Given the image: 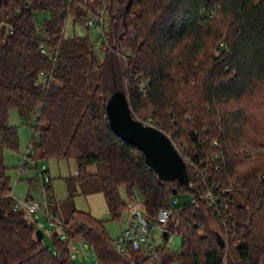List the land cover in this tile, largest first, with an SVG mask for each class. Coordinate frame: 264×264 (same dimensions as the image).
I'll return each mask as SVG.
<instances>
[{
    "label": "trees",
    "instance_id": "trees-1",
    "mask_svg": "<svg viewBox=\"0 0 264 264\" xmlns=\"http://www.w3.org/2000/svg\"><path fill=\"white\" fill-rule=\"evenodd\" d=\"M100 10L110 11L113 37L122 29L130 49L122 62L112 43L106 72L88 33H64L71 14L86 22ZM44 11L40 28L36 14ZM2 24L0 264H75L67 241L52 233L54 253L37 238L29 211L14 209L5 162L7 150H19L12 108L36 116L38 139L29 146L36 166L51 157L76 161L77 172L65 177L67 197L49 207L66 235L82 237L101 264L149 259L132 246L119 251L104 220L75 205L78 193L102 192L119 218L127 208L122 187L140 191L149 219L171 209L168 226L182 236L178 264H264V168L232 179L240 139L264 135V0H0ZM107 81L125 92L135 117L170 137L186 181L161 177L111 128ZM179 193L193 199L174 205Z\"/></svg>",
    "mask_w": 264,
    "mask_h": 264
},
{
    "label": "rangeland",
    "instance_id": "rangeland-1",
    "mask_svg": "<svg viewBox=\"0 0 264 264\" xmlns=\"http://www.w3.org/2000/svg\"><path fill=\"white\" fill-rule=\"evenodd\" d=\"M104 20L102 25L91 26L88 30L87 23L81 20H75V17L71 14L66 22L64 29L65 35L79 34L83 35L88 33L94 44V50L98 60L102 66V69L106 72V50L109 47H113L112 43H115L116 47H113L116 51V55L122 58V62H125V58L130 52L129 47L126 45L128 40L123 35V30L120 29L118 33L113 37L112 35V17L110 11L104 12ZM49 17V12H38L36 18L40 28L43 26L45 18ZM2 33L6 32L7 24L1 25ZM110 36L108 41L106 36ZM42 80L45 77H41ZM107 93L110 97L115 91L119 90L116 85H111L109 81L106 84ZM36 121L35 114L23 115L19 109L12 108L9 112V123L17 126L19 134V150L11 151L7 150L5 153V162L9 166V173L11 175V184L13 187L14 197L17 199H25L28 194L36 200L44 199V186L42 182L41 167L46 164L48 173L51 176L50 189L53 193V198L56 203L52 205H60L61 201L68 195V188L65 182V177L75 174V161L68 158L51 157L49 159H41L38 161V165L33 164L22 167L23 159L26 152L29 149L30 142L33 137L38 139L34 123ZM23 168V169H21ZM91 170L96 169V165H92ZM20 175V176H19ZM123 200L128 202L130 200L135 201L138 206L145 210L143 206L142 196L140 191L136 188L132 192H128L125 187H122ZM193 195L191 193H179L174 195L172 202L174 205L179 202L192 200ZM75 205L77 208L85 211H90L98 219L104 220V226L112 238H116L123 233L124 228L127 226L131 217V213L128 208L124 209L119 218H113L108 210L105 196L102 192H92L88 194L78 193L75 196ZM52 205L49 207L51 216H47L45 213L36 212L31 214L27 212L28 218L37 221L39 228L44 230V243L50 247V249L57 253L58 248L53 240L52 233L57 232L61 240L68 242L71 249V254L75 264H101L88 242L83 240L82 237L69 238L60 223V221L53 220L52 214L54 213ZM59 219H63V213L58 210ZM180 235L175 233L168 240L163 239L162 231L156 229L154 238H156V244L158 246L166 247L157 258V263L178 264L176 260V253L180 252L181 247L179 245L178 237Z\"/></svg>",
    "mask_w": 264,
    "mask_h": 264
},
{
    "label": "built area",
    "instance_id": "built-area-1",
    "mask_svg": "<svg viewBox=\"0 0 264 264\" xmlns=\"http://www.w3.org/2000/svg\"><path fill=\"white\" fill-rule=\"evenodd\" d=\"M104 10H100L98 14L91 16L87 21L88 26L102 25L104 20ZM45 51V48L42 47ZM36 164L34 157L31 155L30 149L26 152L22 167L31 166ZM41 176L43 182V192L44 199L36 200L32 197H27L25 199L15 198L14 209L25 208L30 213L42 212L47 216H51L49 211V204L54 199L52 190L50 189L51 176L48 173V168L46 164L41 167ZM200 195L210 198L214 202L213 194L211 191H203ZM127 208L131 213V217L128 221L127 226L124 228L123 233L114 238V243L119 251H126L129 246L137 250L145 252L149 257L148 260L142 261L140 264H167V263H157L156 260L161 254L159 247L156 244V238H154V233L156 229L162 231L163 239L168 236L171 238L172 229L168 226L171 220L172 211L169 207H162L157 216L156 220L149 219L145 210L141 209L138 204L130 200L127 202ZM52 218L57 220V216L52 214ZM168 231L167 237H164V231Z\"/></svg>",
    "mask_w": 264,
    "mask_h": 264
},
{
    "label": "water",
    "instance_id": "water-1",
    "mask_svg": "<svg viewBox=\"0 0 264 264\" xmlns=\"http://www.w3.org/2000/svg\"><path fill=\"white\" fill-rule=\"evenodd\" d=\"M107 110L111 128L125 140L138 146L161 177L186 181V163L170 137L162 129L135 117L123 90H117L110 96ZM167 235L168 231L165 230L164 237ZM36 236L42 239L44 231L38 228ZM178 240L180 245L182 236H179ZM219 241L224 245L221 236Z\"/></svg>",
    "mask_w": 264,
    "mask_h": 264
},
{
    "label": "clouds",
    "instance_id": "clouds-1",
    "mask_svg": "<svg viewBox=\"0 0 264 264\" xmlns=\"http://www.w3.org/2000/svg\"><path fill=\"white\" fill-rule=\"evenodd\" d=\"M235 151L237 160L232 167L233 180H242L257 169L264 168V135L253 139L242 137Z\"/></svg>",
    "mask_w": 264,
    "mask_h": 264
},
{
    "label": "crops",
    "instance_id": "crops-1",
    "mask_svg": "<svg viewBox=\"0 0 264 264\" xmlns=\"http://www.w3.org/2000/svg\"><path fill=\"white\" fill-rule=\"evenodd\" d=\"M71 159H73V158H71ZM73 160H74V159H73ZM74 161H75V160H74ZM75 165H76V166H75V169H76V170H75V173H76V172H77V164H76V161H75ZM26 167H27V166H25V165L23 166V168H26ZM23 168H21V169H23ZM19 176H20V175H19ZM11 185H12V184H11ZM12 194L14 195V193H13V187H12ZM27 197H31V195L28 194Z\"/></svg>",
    "mask_w": 264,
    "mask_h": 264
}]
</instances>
